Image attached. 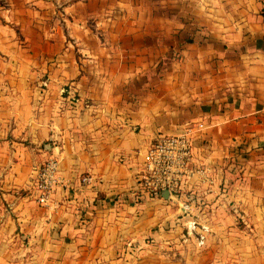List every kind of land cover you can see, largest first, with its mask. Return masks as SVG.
<instances>
[{"label": "crops", "instance_id": "crops-1", "mask_svg": "<svg viewBox=\"0 0 264 264\" xmlns=\"http://www.w3.org/2000/svg\"><path fill=\"white\" fill-rule=\"evenodd\" d=\"M1 1L0 49L15 58L26 34L30 67L13 65L0 96V264H176L162 247L189 223L223 250L208 262L264 264V0H162L153 31L151 0ZM190 124L207 177L177 198L144 193L150 142ZM50 156L71 184L52 209L18 194Z\"/></svg>", "mask_w": 264, "mask_h": 264}, {"label": "built area", "instance_id": "built-area-1", "mask_svg": "<svg viewBox=\"0 0 264 264\" xmlns=\"http://www.w3.org/2000/svg\"><path fill=\"white\" fill-rule=\"evenodd\" d=\"M62 95L77 105L80 99L71 88H62ZM201 125H186L180 132L159 136L150 142L144 154V162L139 172L138 185L146 194L161 197L162 191L168 192V197L177 198L183 186L195 175L207 177L209 170L193 162L192 142ZM79 183H92V176L84 173L78 176ZM70 180L62 176L59 160L55 156L48 157L36 168L35 201L38 205L52 209L56 207L54 196L62 188L70 187ZM189 200L180 201L183 214L191 211Z\"/></svg>", "mask_w": 264, "mask_h": 264}, {"label": "rangeland", "instance_id": "rangeland-1", "mask_svg": "<svg viewBox=\"0 0 264 264\" xmlns=\"http://www.w3.org/2000/svg\"><path fill=\"white\" fill-rule=\"evenodd\" d=\"M151 1L153 3L151 4L152 22L150 24H151V31H153L155 29L157 30L158 26L162 24V0H151ZM3 5H4L3 2L0 0V10L3 11V13H4V12H6V8L3 7ZM55 9H56V11L62 10L61 7H55ZM131 11H132V8L129 9V13H131ZM135 11L141 13L140 8L135 7L133 9L134 15H136ZM119 12L122 13L123 10H119ZM114 14H116V12L112 11V12H110L109 15L114 16ZM106 17H108V15ZM112 18H114V17H112ZM4 19H5V17H4ZM0 20H2V19L0 18ZM108 21H110V20H107V22ZM136 23H135V27L137 26ZM4 24H5L4 21L0 22V28H2L1 25H4ZM92 25H95L94 22H92L91 26ZM21 33H22V31H21ZM0 35H2V34H0ZM25 35L26 34H23V33L22 34H13V38L16 39L20 45H23V46L25 45L24 47L22 46L21 49L17 48L18 54L15 58L13 56L9 55L8 51H7L8 53L6 54L0 49V96H3L5 94L4 93L5 91L3 90V87H2L3 86L2 83L5 82L4 80L16 78V74L13 73L14 72L13 65L18 64L20 66H18V65L17 66L19 68L21 67V69L30 67V61H29V59H30V57H29L30 46L27 45L28 40H26ZM6 42L8 43L9 40H7ZM12 50H15L14 47L12 48ZM176 54L177 53L175 52L173 55V58L175 60H177ZM9 66L11 67V73H7V71H6V69ZM23 71H25V70H23ZM29 74H30V71H29ZM17 75L25 78V74H20L18 70H17ZM27 77L29 78V75ZM45 79H46L45 76L41 77V80H43L42 84H41L42 87L46 86ZM62 88H68V86L60 87L59 92H61ZM62 96H65V95H62ZM76 97L79 98L78 95ZM0 126H1V119H0ZM8 137H9V135L6 136L5 133L0 130V142H5L6 140H9ZM3 153H4V151H2L1 154H3ZM2 190L3 189H0V191H2ZM34 190H35V186L31 187L30 189L22 190V192L20 191L18 194L21 193V194L25 195V192H27V194L29 196H33V195H35ZM0 198H2L1 194H0ZM6 205L7 204H4V201H3V203L0 201V215L5 213L6 211H8L9 208ZM188 214H190V212ZM184 216H186V214H184ZM241 220H240V222H238L239 225L240 224L245 225L244 219L241 218ZM189 221H191V220L189 219ZM201 234H203V232L194 230L193 223H189V225H185L184 229L181 231V237H179V239L177 238V240L175 242L167 243L165 247H162V256H165V255L166 256H172V255L173 256H180L181 260L179 262H177L176 264H219V263H211V262L207 261L208 256H210V252H208V250H211V253H213V254L214 253L221 254V253H223L222 248L221 247H211L209 245H206V246L202 245L201 238H200ZM8 240H10V239H8ZM12 243H14V242L12 241L10 246H8L7 248H4V250H5V252L6 251L8 252L7 254L15 255V253H18L17 250L19 249V247L16 245H13ZM168 264H171V263H168Z\"/></svg>", "mask_w": 264, "mask_h": 264}, {"label": "water", "instance_id": "water-1", "mask_svg": "<svg viewBox=\"0 0 264 264\" xmlns=\"http://www.w3.org/2000/svg\"><path fill=\"white\" fill-rule=\"evenodd\" d=\"M168 192L166 190L163 191V196L167 198Z\"/></svg>", "mask_w": 264, "mask_h": 264}]
</instances>
